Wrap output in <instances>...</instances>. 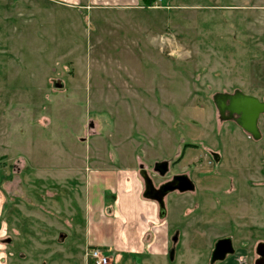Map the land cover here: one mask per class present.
I'll return each instance as SVG.
<instances>
[{
  "label": "rangeland",
  "instance_id": "obj_1",
  "mask_svg": "<svg viewBox=\"0 0 264 264\" xmlns=\"http://www.w3.org/2000/svg\"><path fill=\"white\" fill-rule=\"evenodd\" d=\"M150 1L0 0V239L13 242L0 245V264H94L90 251L108 250L88 237L90 218L103 217L87 213V192L78 204L76 185L68 193V165L110 169L98 178L111 187L107 175L123 165L142 188L140 166L155 186L173 174L193 182L133 238L141 254L105 252L107 264H210L226 237L232 257L255 260L264 116L253 140L218 119L212 97L239 90L264 101V0ZM161 163L164 177L153 172Z\"/></svg>",
  "mask_w": 264,
  "mask_h": 264
},
{
  "label": "crops",
  "instance_id": "obj_2",
  "mask_svg": "<svg viewBox=\"0 0 264 264\" xmlns=\"http://www.w3.org/2000/svg\"><path fill=\"white\" fill-rule=\"evenodd\" d=\"M53 2L66 4L69 6H76L78 3H80L81 0H52ZM95 2H107V1H114L113 3H116V1H119L123 4H130L132 1L135 0H90ZM121 4V5H123ZM131 5V4H130ZM57 84H60L61 87L59 90L63 89L62 83H59V81H56ZM55 87V85H54ZM30 121L28 120L26 124H29ZM25 124V126H26ZM91 153H89V156ZM123 165V160H121ZM66 170H70L69 172L64 173V179L68 183V193L72 191L73 187L72 185H76L77 191H76V197L74 199L75 203L78 204L79 202V193L87 192V199L86 202L88 203L87 206V213H98L100 216L103 217L102 220H91L88 222V231L90 232L88 234L89 239H91L92 245H98L107 247L108 250L105 251L106 253L110 251H124V252H137L138 254H141V251H136L133 248H136L137 246H134L131 244L133 242V238L135 236L141 235L143 231H145L148 227V224H153L152 221L156 217L159 218V208L155 201L144 199L142 194L144 191V186L142 188L141 183L137 181L133 174V170L128 165H123V167H120L118 170L113 171L111 170L110 174L107 175L108 179H111L113 177V180H115V184L111 186H108L105 182L107 181V178L101 177V184L99 181L98 176L100 177L101 173H104V171H110L109 170H98L93 169V166H90L89 168L85 167V173L82 175L80 172L79 167H75L72 169L69 165L66 168ZM94 176L96 179L94 180ZM111 177V178H110ZM94 180V182H93ZM85 182L86 185L79 187L78 182ZM193 183V182H192ZM96 184V185H95ZM95 185V186H94ZM100 185V186H98ZM91 187H94L95 189L93 192L91 191ZM192 192V191H191ZM114 197V198H113ZM113 198V199H112ZM95 203V204H94ZM157 210H156V205ZM114 205V206H113ZM57 214L60 213L59 208H57ZM106 210V215L108 217L112 216L113 213L117 214L121 217L119 221L117 220H104V215L101 214L103 211ZM109 213V214H108ZM123 219H132L137 220L140 222V224L135 225L133 227V223L130 224V227L127 228V224L124 223ZM160 219V218H159ZM127 222V220H125ZM156 228V229H155ZM160 227H151V229L154 230V233L158 232L160 233L157 235L158 239L160 241L164 240L163 238V230L159 229ZM103 236V237H101ZM130 238V241H129ZM222 239V238H221ZM231 239V238H230ZM132 241V242H131ZM232 241V240H231ZM264 244V242H260ZM258 243L257 246L260 244ZM123 246V248H121ZM233 246V245H232ZM256 258L252 262H248L246 257L245 259H241L242 257H238L235 259V257H232L229 255V258H225L224 261L219 264H256V262L261 258L259 255H257L256 249ZM154 247V246H153ZM162 245H158L156 247L155 254L159 253L162 250ZM164 249V248H163ZM234 249V248H233ZM149 250V249H148ZM172 250V249H170ZM167 252V256L169 258V251ZM103 252V253H105ZM151 256L153 255L150 253V251L147 253Z\"/></svg>",
  "mask_w": 264,
  "mask_h": 264
},
{
  "label": "water",
  "instance_id": "obj_3",
  "mask_svg": "<svg viewBox=\"0 0 264 264\" xmlns=\"http://www.w3.org/2000/svg\"><path fill=\"white\" fill-rule=\"evenodd\" d=\"M55 87L60 88L61 85L56 83ZM212 100L221 116H223L225 109L228 110L229 118H232L233 114L237 116L234 118V122L244 133L249 135L253 140L260 139L261 134L258 128V120L260 116H264V101H260L252 95L244 94L239 90H235L233 94L216 93L213 95ZM225 100H228V106L224 105ZM220 120H224L223 117ZM163 164H156L155 166ZM140 175L144 184L142 196L144 199L157 203L160 219H163L165 216L164 197L168 193L174 190H178L180 193L194 190L192 181L185 175L175 177L172 181L161 185L158 189L153 187L147 175L142 173ZM175 239L176 237H174L173 241ZM256 252L261 257L256 264H264V244L260 243L257 246ZM233 253L234 249L231 239L229 237L219 239L213 246L209 263L222 262ZM168 255L169 259L172 260L173 250H170Z\"/></svg>",
  "mask_w": 264,
  "mask_h": 264
},
{
  "label": "flooded vegetation",
  "instance_id": "obj_4",
  "mask_svg": "<svg viewBox=\"0 0 264 264\" xmlns=\"http://www.w3.org/2000/svg\"><path fill=\"white\" fill-rule=\"evenodd\" d=\"M223 94H233V93H223ZM212 99H213V97H212ZM212 102H213V100H212ZM214 104V103H213ZM228 104H229V102H228V100H225V102H224V105L225 106H228ZM214 106H215V104H214ZM215 108H216V106H215ZM216 110H217V113H218V119L220 120L221 119V117H223V119L224 120H220V121H225V122H232V123H235L234 122V118H236L237 116L236 115H234L233 114V117L232 118H229V112H228V110H224V112H223V116H221L220 114H219V112H218V109L216 108ZM236 124V123H235ZM215 153H212V158H213V160H215V162L217 163L218 161H220V157H219V155H214ZM153 172L154 173H156V174H158V176H160V177H164L166 174H167V172H168V166H167V163H164L163 165H158V166H155V165H153ZM139 173L141 174H144V175H147V173H146V170L145 169H143V167L142 166H140L139 167ZM182 175H185V174H173L172 176H171V178L169 179V180H166V181H164V182H162V183H160V184H158L157 186H155L154 184H153V182H152V180H151V182H152V184H153V187L154 188H159L161 185H163V184H165V183H168V182H170V181H172L175 177H177V176H182ZM141 176V175H140ZM148 176V175H147ZM185 176H187L188 177V175H185ZM189 178V177H188ZM170 193H180L178 190H174V191H172V192H170ZM170 193H168L166 196H168ZM183 193H186V192H183ZM180 194H182V193H180ZM165 196V197H166ZM164 197V198H165ZM174 239V238H173ZM0 245H5V246H9V247H12L13 246V242L10 240V239H7V240H4V239H0ZM50 263V262H49ZM41 264H45V263H41ZM88 264V263H87ZM91 264V263H90Z\"/></svg>",
  "mask_w": 264,
  "mask_h": 264
},
{
  "label": "built area",
  "instance_id": "obj_5",
  "mask_svg": "<svg viewBox=\"0 0 264 264\" xmlns=\"http://www.w3.org/2000/svg\"><path fill=\"white\" fill-rule=\"evenodd\" d=\"M89 256L94 264H107V261L109 260V257L98 249H92Z\"/></svg>",
  "mask_w": 264,
  "mask_h": 264
},
{
  "label": "trees",
  "instance_id": "obj_6",
  "mask_svg": "<svg viewBox=\"0 0 264 264\" xmlns=\"http://www.w3.org/2000/svg\"><path fill=\"white\" fill-rule=\"evenodd\" d=\"M150 3H151L150 0H144V4H145L144 6H151Z\"/></svg>",
  "mask_w": 264,
  "mask_h": 264
}]
</instances>
